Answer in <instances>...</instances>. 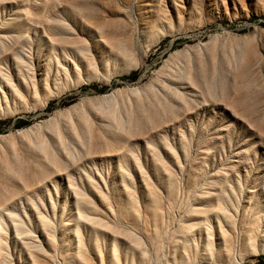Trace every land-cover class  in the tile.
Here are the masks:
<instances>
[{
  "label": "rangeland",
  "instance_id": "1",
  "mask_svg": "<svg viewBox=\"0 0 264 264\" xmlns=\"http://www.w3.org/2000/svg\"><path fill=\"white\" fill-rule=\"evenodd\" d=\"M60 1L0 0V31L8 27V21L16 15L33 19L26 21L31 30L23 34L35 52L34 62H41L45 68L47 58L44 55L48 52L45 28L52 26L53 19L59 21L60 12L73 18L69 12L73 2L83 10L77 21L81 16H92L99 9V14L104 13L102 17L106 20L119 22L120 26L129 25L138 48L133 56L108 64L106 59L113 48L97 37L89 38L90 51L84 57L85 67L92 64L88 72L59 83L51 93L42 92L37 98L29 95L22 101L11 93L3 75L7 73L8 64L12 68L17 64L11 56L8 62L7 57H2L0 176H5L0 179V195L18 198L17 205H11V210L17 212L19 221L33 229L34 236L43 240L45 235L35 211L27 207V196L38 203L42 198L49 216L56 222L57 235L61 236L65 224L61 217L76 212V199L71 190L73 182L84 191L91 204L89 209L94 214L95 208L104 214L110 206L114 207L118 219L112 220V225L122 231L115 230V236L148 235L152 219L144 217L143 213V217H139L142 202L134 203L137 210L121 214L116 201H123L128 208L131 207L123 181L131 188L136 187L139 194L146 190L143 174L156 181L161 173L154 167L158 157L171 166L165 178L169 175L178 178L179 202L170 207L175 215L187 209L189 202L185 192L188 187L204 188L203 183L196 180L200 175L207 173L210 177L229 170L243 176L247 171L252 173L251 176L264 175V0H75L76 3L62 0V4ZM158 15L163 24L150 31V24ZM144 32L148 34L140 36ZM64 59L61 55L60 62L63 63ZM175 65L186 67L185 77L193 81L196 78L195 84L199 82L201 87H194L200 97L196 101L187 97L185 104L171 95V103L161 104L160 99L153 98L152 94L158 93L157 83L165 78L168 67ZM54 66L57 68L56 60ZM15 72L14 83L26 89L23 82L17 83L18 74ZM39 79L36 76V80ZM32 83L31 80L29 85ZM210 83L213 85L211 95H201ZM40 84L43 87V83ZM228 102H235L239 109L229 107ZM60 129L65 137L68 134L72 143L78 142L77 135L81 139L95 138L99 156L76 155L68 159L67 168L60 174L47 161V156L52 153L51 146L59 147L65 157L60 145ZM105 138L111 144H105ZM113 149L118 151L116 156L109 153ZM137 158L143 173L139 172ZM37 161L43 162L45 172L51 174L40 187L38 185L33 190L32 186L27 191L21 179L10 178L11 166L23 170L29 180L42 178V173L34 177ZM36 188L39 189L37 193ZM51 198L58 202L56 216L52 212ZM21 204L27 207L26 213ZM66 205L67 213H64ZM151 212L148 211L149 216ZM12 222L8 217L3 220L0 215V225L8 228V239L13 242L18 239ZM99 233L104 232L99 230ZM104 255L102 259L93 256L92 264H140L133 263L125 247L120 249L116 258L109 251ZM231 262L264 264V249L258 255L245 256L244 259L233 255ZM54 263L62 264L61 256L58 255ZM195 264L228 263L206 259Z\"/></svg>",
  "mask_w": 264,
  "mask_h": 264
},
{
  "label": "bare ground",
  "instance_id": "2",
  "mask_svg": "<svg viewBox=\"0 0 264 264\" xmlns=\"http://www.w3.org/2000/svg\"><path fill=\"white\" fill-rule=\"evenodd\" d=\"M79 7V4L75 5L72 2L69 12L72 14L70 17L73 16V18H68L60 12L59 21L58 19H53L52 26L45 28L44 32L48 38L47 44L45 43L48 50L47 54L44 55V58H47L45 59L47 61L45 68L41 62H38V64L34 62L33 56H35V52L32 47L28 46V38L23 34V32L31 30V27L27 26L26 21H33V19L29 17L20 18V16L16 15V18L12 17L8 21V27L0 31V73H2V57H7V62L8 57H13L17 66L12 68L7 63V73H3V75L7 80L8 87L11 89L9 90L19 100H25L29 95L37 98L42 92L51 93L53 88H56L59 83L82 77L84 72H88L92 64L89 63L85 67L84 57H87L90 51L88 48L89 38L97 37L100 42L104 41L113 48V52L106 59L108 64L125 60L135 54L138 43L133 33L134 31L129 30V25L120 26L119 22L106 20L102 17L104 13L102 15L99 14V9L96 10L95 14L92 13V16H81V20L77 21V17L80 16L79 12L82 10ZM162 21V18L158 15L150 24L152 27L150 31L161 28ZM146 34L148 32H144L140 36H145ZM61 55L65 57L63 63L60 62ZM54 60L57 61V68L54 66ZM173 66L168 67L165 71V78L157 83L158 93L154 92L152 94L153 98L160 99L161 104H168L171 95H175L177 99L182 100L185 104H187L188 99L196 101L199 94H197L198 92L195 88L201 87L199 82L195 84L196 78L193 81V79L185 77L186 67ZM30 71H33L32 74H30ZM14 72L18 74L17 83L23 82L26 85V89L14 83ZM36 76L40 78L38 81ZM185 79L187 80L186 82ZM31 80L33 83L29 85ZM40 82L43 83V87H41ZM180 83H182V86L179 85ZM212 88L213 85L211 83L207 84L205 91L201 90V95H211ZM187 97L189 98L187 99ZM4 98L8 100L6 94H4ZM151 103H153V99ZM227 105L231 108H236L235 102H228ZM130 123L132 122L130 121ZM122 131L125 132L124 130ZM61 132L62 130L60 129V145L63 146L67 161H65V157L57 146H51L52 153L49 157L47 156L49 165L56 168L60 174L64 172L65 167L67 168L68 159L83 153L95 156L100 154V152L96 151H99L97 148L98 142L92 136L89 139H81L77 135L78 142L72 143L68 134L65 137ZM107 139L105 138V144H111ZM170 148L174 153L176 152L174 147L171 146ZM102 152L104 154V151ZM116 152H118L116 149L109 151V153H114L115 156L117 155ZM138 160L137 158L139 172L143 173L142 165L139 162L140 160ZM155 161L157 162L154 166L155 170L162 174L159 173L157 175L156 181H153L150 176L143 174L142 179L146 187L143 194H139L136 187L131 188V186L125 184L126 181H123V189L129 201H131V207L128 208L123 201H116L117 209L121 214L137 210L134 203L140 204L142 202L139 217L144 216L152 219L148 235L129 236L130 234H125L126 236L124 237L115 236L116 232L122 231H120L118 226L112 225V220L118 219L114 207L110 206L109 210L107 209L104 214H100L99 210L95 208L94 211L96 213L94 214L89 209L91 204L84 191L78 184L73 182L71 190L76 199V212L74 213L75 215L67 214L61 217V221L65 223L61 230V236L57 235L56 222H53L49 216L42 198L38 203L33 197L26 194L27 207H31L35 211L45 235L43 240H39L38 237L34 236L33 229H29L25 223L19 221L17 212L11 210V205H17L18 198L15 195L11 198H7L8 194L0 195L1 218L4 220L5 217H8L13 221L18 239H14L13 242L9 241L7 236L8 228L0 225V264H55L54 262L58 255L61 256L62 264H92L93 256L98 255L102 259L105 256L104 253L109 251L116 258L120 253V249L124 247L127 256L132 259L133 263L195 264L200 260L211 259L216 262L231 264L233 255H238L240 259H244L245 256H256L264 249V175L261 176L260 173H257L256 176L255 174L251 176L252 173L247 171V175L243 176L240 172L234 170L210 177L207 173L200 175V178L196 180L202 182L204 188L199 190L196 187H188L185 192L189 202L187 209L183 213L175 215L171 208L179 202L178 178L175 175H169L165 178L164 175L171 170V166L162 161L160 157L155 158ZM176 161L179 169L182 170L181 161L178 158ZM35 169L34 177L42 173V178L29 180L27 174L23 170L18 171L15 166L9 167L10 178L14 179L17 177L21 179L27 191L32 186L34 187L33 190H35L36 186L39 185L40 187L51 176V174L45 172L43 162L37 161ZM3 176L5 175H1L0 179ZM89 179L91 180L90 177ZM91 183L93 182L91 181ZM38 191L39 189L36 190V193ZM51 201L53 205L52 212L56 216L58 202H55L52 198ZM40 205H42L41 208ZM143 205H145V209ZM27 207L21 204V208L25 209V213ZM63 208L64 213H67V205ZM164 208L167 209L164 210ZM149 210L152 211L151 216H149ZM99 230L104 233L100 235Z\"/></svg>",
  "mask_w": 264,
  "mask_h": 264
},
{
  "label": "trees",
  "instance_id": "3",
  "mask_svg": "<svg viewBox=\"0 0 264 264\" xmlns=\"http://www.w3.org/2000/svg\"><path fill=\"white\" fill-rule=\"evenodd\" d=\"M257 264H260L259 262Z\"/></svg>",
  "mask_w": 264,
  "mask_h": 264
}]
</instances>
